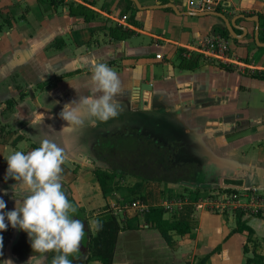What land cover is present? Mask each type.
I'll return each mask as SVG.
<instances>
[{"label":"crops","instance_id":"obj_1","mask_svg":"<svg viewBox=\"0 0 264 264\" xmlns=\"http://www.w3.org/2000/svg\"><path fill=\"white\" fill-rule=\"evenodd\" d=\"M138 1L146 8L173 3L180 12L190 13L186 10L189 0ZM225 1L226 6L216 11L229 19L239 14L264 15V0ZM71 3L84 5L111 23L99 29L94 22L98 17L87 20L72 13ZM0 13V122L8 125L0 139V198L6 202L5 211L15 208V192L8 188L15 180L6 178L5 157L13 150L31 151L47 138L66 152L62 183L86 226L79 253L69 257L72 264H100L88 262L90 238L97 234L90 221L104 219L106 212L114 214L122 227L113 264H250L248 259L255 255L264 258V220L252 215L258 211L248 210L252 208L245 200L239 209L212 210L199 204V197L190 200L187 190L197 184L198 172L190 168L202 164L213 166L200 171L202 184H222L228 171L237 178L234 182L258 180L264 187V78L253 76L264 72V51L259 65L242 58L246 49L253 51L250 37L259 48L254 22L237 21L248 30L243 40L228 35L233 59L252 68L226 64L233 68L229 71L217 60L195 52L187 55L204 37L226 28L218 16L179 15L172 8L142 9L132 0H0ZM126 17H134L133 23ZM117 25L131 29L133 35L114 37L112 29ZM94 60L107 63L122 82L123 91L117 97L122 106L116 118L122 124L119 132L130 129L139 139L167 150L168 163L189 166L191 181L144 182L132 177L134 185L105 196L93 169L79 176L76 165L91 162L76 154V143L86 141V135L105 122L93 127L86 121L84 126L72 127L60 118V112L65 104L90 94ZM143 84L151 87L142 90ZM219 163L227 171L219 173ZM131 189L147 201H134ZM136 201L146 204L147 210L134 207ZM152 206L164 208L166 220L192 222V232L173 233L168 243L146 220ZM238 211L245 212L242 219L253 234H231L240 221ZM21 231L9 224L0 232V264L7 260L27 264L30 256L32 264H50L51 254L33 252Z\"/></svg>","mask_w":264,"mask_h":264},{"label":"clouds","instance_id":"obj_2","mask_svg":"<svg viewBox=\"0 0 264 264\" xmlns=\"http://www.w3.org/2000/svg\"><path fill=\"white\" fill-rule=\"evenodd\" d=\"M90 83L89 95L72 100L61 110L60 118L68 126L81 127L87 121L94 127L98 121L107 122L121 114L122 106L117 97L123 86L117 72L107 63L94 60ZM5 158L6 178L11 177L17 184L14 210L5 211L6 202L0 198V232L7 230L10 224L28 234L33 252L55 253L51 264H72L69 257L79 253L85 226L81 220L73 218L78 209L69 200L62 183L63 165L67 160L64 148L45 138L39 147L28 152L13 150ZM17 189L22 195L16 196ZM90 225L96 230L102 228L98 219L91 220ZM2 248L3 237L0 236ZM33 259L30 256L27 264H32ZM5 264L13 262L7 260Z\"/></svg>","mask_w":264,"mask_h":264},{"label":"trees","instance_id":"obj_3","mask_svg":"<svg viewBox=\"0 0 264 264\" xmlns=\"http://www.w3.org/2000/svg\"><path fill=\"white\" fill-rule=\"evenodd\" d=\"M70 9L72 13L81 14L85 16L87 20H92L99 16L97 12L81 4L71 3ZM258 16L261 22L260 41L264 42V15L258 14ZM133 19L134 17H126L129 23H133ZM1 29L2 25H0V31ZM214 30L216 31L217 28H214ZM222 33L229 35L227 28H223ZM112 35L118 39H125L133 35V31L122 25H117L112 29ZM261 50L264 51V49ZM220 66L226 70L233 71V68L229 65L220 64ZM253 76L264 78V72H254ZM3 133L1 129L0 136H2ZM32 147L35 148V146ZM101 151L103 157L108 158V165L110 166L109 168L99 167L93 170V175L99 182L105 196L114 190L111 185L118 180V175H129L144 182L157 181L161 183H182L184 181H191L193 177L189 166L178 167L175 165L167 171L166 166L168 163L165 161L168 160L165 159L164 154L168 151L160 150V148L148 143L144 139H139L135 135L129 137L121 135L118 137H111L109 140L102 143ZM163 159L165 160L164 162L161 161ZM156 175L161 176L157 177ZM129 195L133 196L134 201L138 199L144 202L147 201L146 197L138 192L137 189H131ZM164 213V208L152 206L149 212L146 213V220L160 232L168 243H172L173 233L186 235L192 232L194 228L192 222H171L164 219ZM244 215V211H238L240 221L231 234L247 232L251 235L254 233V230L247 224V221L242 219ZM252 215L264 220V211L259 210L258 212L252 213ZM106 216L107 217H104V219H99L102 223V228L97 230L96 236H91L90 238L88 262L97 261L100 264H113L116 244L122 227L114 214L106 212ZM49 253L52 256L51 258H53L55 253ZM248 262L250 264H264V258L260 255H255L253 258H249Z\"/></svg>","mask_w":264,"mask_h":264},{"label":"rangeland","instance_id":"obj_4","mask_svg":"<svg viewBox=\"0 0 264 264\" xmlns=\"http://www.w3.org/2000/svg\"><path fill=\"white\" fill-rule=\"evenodd\" d=\"M111 20H113V19H111ZM94 22L99 25V29H102L103 26H108L111 23V21H106L104 17H98L94 20ZM113 22H117V21H113ZM249 43L252 46L253 51L251 52L248 49H246V53L242 58L247 63L259 65L258 60H259L263 50L255 47L254 42H253V37H250ZM7 128H8V125H6L5 123H3V121H1L0 122V130L2 129V131L5 132V130H7ZM122 134H125L126 136H128V135L132 136L133 132L130 129H127L126 131H122ZM4 135L5 134L0 136L1 141H2V138H4ZM98 138H100V136ZM151 144L154 145L153 143H151ZM160 150H164V149H160ZM166 154L169 155V153L166 152L164 154V156ZM161 161L164 162L165 160L163 159ZM165 162L168 163V161H165ZM86 164L76 165V164L71 163V165H73V166L76 165V167H77L76 170H77V173L79 174V176L84 175L86 173V169L95 170V169L99 168V166H97L95 164H89V163H86ZM108 164L109 163L107 161V163H106L107 166L105 165L103 167L109 168L110 165H108ZM173 166H175V165L168 163L166 166V168H167L166 170L169 171V169H171ZM4 168H8V164H7V166H4ZM211 168L212 167L209 164H204V165L202 164V165L196 166V168L191 167L190 169L193 170L194 172L195 171L200 172L202 169L204 171H207V170H210ZM161 175H163V174H161ZM161 175H156V176L159 177ZM227 177L228 178H224V183H222L224 186H222V187H219V185H220L219 183L207 184L206 182H204V184H194V185H196L194 187H190V188L188 187L187 190L190 194V196H189L190 200L193 201L195 197H199V198H208V197L210 198L211 197L212 199H214L215 196H218L219 193H221L223 191H227V189H229V190L233 189L236 191L237 195L242 196V198L240 199L241 204H244L243 200H245V202H247V207L252 208V209H248V210L264 211V187H261L258 184L259 183L258 180H254V183L248 184L247 180L244 181V179H243V181H241V179H240V180H238V182H234L233 180H231V178H233V176L229 175ZM117 178H118V180H116L111 185V187L116 189V190H118L121 186H132V185H134V181H136V179L134 180L132 178V176H129V175H124V179H120L121 177L119 175ZM126 178H129V179L126 180ZM241 183H243V185ZM231 185H233V186H231ZM229 187H231V188H229ZM16 196H20V195H16ZM253 202H254V205L250 206L249 204H251ZM72 203L76 206V204L74 202H72ZM239 207H241V205H237L236 209H239ZM77 209H78L77 213L74 214L73 218L81 220L85 225V222L83 221L84 219H82L83 218L82 213L80 212L78 207H77ZM85 229H86V226H85ZM21 233L26 234L25 236H27V239L29 240L28 234L25 231L22 230Z\"/></svg>","mask_w":264,"mask_h":264},{"label":"built area","instance_id":"obj_5","mask_svg":"<svg viewBox=\"0 0 264 264\" xmlns=\"http://www.w3.org/2000/svg\"><path fill=\"white\" fill-rule=\"evenodd\" d=\"M226 4L227 1L225 0H189L186 5V10L190 12H211L216 11L219 7L224 8ZM231 42L232 38L230 36L219 32L213 33L204 37L200 45L187 52V55H191L192 52H195L208 59L217 60L224 64L235 65L239 67V69L252 68L233 59L230 54L232 51ZM158 59H162V56L159 55ZM241 198L242 196L237 195L235 190L227 189V191H223L219 193L218 196H215L214 199L211 197L200 198L199 204H206V206L212 210H228L237 208V205L241 204ZM132 205L141 211L147 210L146 204L141 201L133 202Z\"/></svg>","mask_w":264,"mask_h":264},{"label":"water","instance_id":"obj_6","mask_svg":"<svg viewBox=\"0 0 264 264\" xmlns=\"http://www.w3.org/2000/svg\"><path fill=\"white\" fill-rule=\"evenodd\" d=\"M133 2H135L140 8L142 9H164V8H172L177 14L179 15H189V16H198V17H205V16H209V15H214V16H218L219 18H221L223 20V22L225 23V26L227 28V30L229 31V34L232 36L233 39L236 40H243L244 38H246L248 36V30L245 27L242 26H238L237 21L239 19H246L248 22H254L256 24V29H255V43L259 48H264V42L260 41V30H261V22H260V18L259 16H247L245 14H239L237 16H235L232 19H229L224 13H220L217 11H211V12H190V13H182L178 10L177 6L173 3L171 4H166V5H159V6H154V7H142L139 3L138 0H132ZM237 30L242 31V34H237ZM150 85L147 84H143L141 89L142 90H146L148 88H150ZM213 167V166H211ZM217 171L219 173H221V171H227L226 166L224 164H218L216 165ZM218 173V174H219ZM227 176L231 175L232 176V172H226ZM231 180L235 181L237 180V178H231ZM221 184V181H219ZM17 184V181H13L11 182L10 186L8 187L10 190L14 191V186ZM223 185L221 184L222 187ZM65 189V187H64ZM16 192H20L19 189L16 190Z\"/></svg>","mask_w":264,"mask_h":264},{"label":"flooded vegetation","instance_id":"obj_7","mask_svg":"<svg viewBox=\"0 0 264 264\" xmlns=\"http://www.w3.org/2000/svg\"><path fill=\"white\" fill-rule=\"evenodd\" d=\"M122 124L119 120L110 119L104 124H100L96 131L86 135V141H80L76 143L75 152L80 158L90 161L91 164H95L99 167L106 165L108 158L102 155V143L109 140L111 137L124 136L120 130ZM129 134V133H128ZM100 138H98L99 136ZM107 166V165H106ZM202 174L198 172L195 175V182L202 184Z\"/></svg>","mask_w":264,"mask_h":264}]
</instances>
